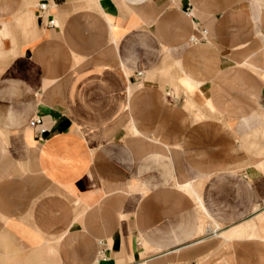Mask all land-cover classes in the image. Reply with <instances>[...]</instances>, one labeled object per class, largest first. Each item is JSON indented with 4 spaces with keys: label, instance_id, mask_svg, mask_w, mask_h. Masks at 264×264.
<instances>
[{
    "label": "crops",
    "instance_id": "0c3cea01",
    "mask_svg": "<svg viewBox=\"0 0 264 264\" xmlns=\"http://www.w3.org/2000/svg\"><path fill=\"white\" fill-rule=\"evenodd\" d=\"M38 1L0 0V264H264V0Z\"/></svg>",
    "mask_w": 264,
    "mask_h": 264
},
{
    "label": "built area",
    "instance_id": "2783aa9c",
    "mask_svg": "<svg viewBox=\"0 0 264 264\" xmlns=\"http://www.w3.org/2000/svg\"><path fill=\"white\" fill-rule=\"evenodd\" d=\"M57 0H40L37 3V10L38 13L40 15L41 18V22L43 23V25L47 26V27H52L55 26L56 24V20L53 17V13L51 12V9L54 7V5L56 4ZM190 11V10H188ZM196 26V29L198 28L196 23H194ZM199 32L201 34V36L197 37L195 35L190 36L189 40L193 43L199 42L201 40H203V36L206 33V30L204 28L199 29ZM261 105L264 107V93L261 97ZM41 123V118L39 116H35L32 119L29 120V126L31 127H37L39 124ZM43 129L42 128H38V132H41ZM98 261L100 262H105L107 257L104 254V244L102 243L101 240H98Z\"/></svg>",
    "mask_w": 264,
    "mask_h": 264
}]
</instances>
